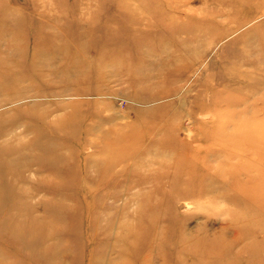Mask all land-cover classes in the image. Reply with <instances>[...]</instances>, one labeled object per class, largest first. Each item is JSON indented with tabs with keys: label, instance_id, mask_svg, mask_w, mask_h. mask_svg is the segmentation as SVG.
Returning <instances> with one entry per match:
<instances>
[{
	"label": "rangeland",
	"instance_id": "obj_1",
	"mask_svg": "<svg viewBox=\"0 0 264 264\" xmlns=\"http://www.w3.org/2000/svg\"><path fill=\"white\" fill-rule=\"evenodd\" d=\"M3 9L49 26L26 54L0 22V148L22 149L0 157V264L46 262L33 239L58 210L75 244L49 264H181L179 251L210 243L244 264L260 250L252 264H264V85L249 83L264 68V0H0ZM99 26L117 35L105 30L96 50ZM214 91L238 103L193 110ZM253 129L258 149L215 141ZM195 254L182 264H200Z\"/></svg>",
	"mask_w": 264,
	"mask_h": 264
},
{
	"label": "bare ground",
	"instance_id": "obj_2",
	"mask_svg": "<svg viewBox=\"0 0 264 264\" xmlns=\"http://www.w3.org/2000/svg\"><path fill=\"white\" fill-rule=\"evenodd\" d=\"M3 11H0V22L7 21L10 24V28L14 29L13 30L14 32H16L17 34H21L20 35L21 39H19V40L22 42V44L24 46L23 50L27 54L30 51V49H28V47H27V43L30 42L31 39H35V38L38 37V34H36L38 29L40 31L41 30L43 31L45 29V27L49 26V25L39 26V25H43V24L39 23L40 19H37V18L34 19L35 21L33 23H29L30 22L29 20L31 18V17L29 18L30 14H25L24 13L23 15H19L17 12H13V14H12V12H9V11L6 12V10H4V9H3ZM97 29H99L101 31V34H100L101 38L98 41H94V42H96L94 44V45H96L95 46L96 50L101 48L100 45H101V43H103L102 35L105 32V30L108 31V32H113L114 36L117 35L116 34V30H114L113 28H109V26L108 27L107 26H105V27H103V26L100 27L99 26ZM54 38H55V34L46 37V39H48V42L53 41ZM90 48L92 49L94 47L93 46L92 47H86V50L89 51ZM93 50L95 52V49H93ZM88 62H89L87 64L88 67L93 66V64L95 63V62L92 63L91 61H88ZM261 69H262L261 73L258 74V76H257L258 80H254L253 79V80L249 81V83H251V84L259 83V84L264 85V68L261 67ZM165 74H167V75H165V77L167 79L169 77L168 75L171 74V71H169V72H167ZM243 80L241 78H239L238 80H236V82H237V84L240 85V84L243 83ZM205 91H203V92H205ZM214 92L215 93H213L210 97L207 96V95L205 96V95L201 94L200 99L196 100V102L198 101V104H196V102H195L194 104L191 105L193 110H195V111L196 110H200L201 106L199 105V103H201V100H204V99H207L208 101H211L213 107L217 106V108H221L220 100L222 98V94L223 93L221 94L222 91H218V92L214 91ZM200 93H202V91H200ZM221 101L225 102V105L226 106L228 105L229 107L233 106V105H236L238 103V101H236V100H232L231 101L230 99H222ZM198 107H200V109H198ZM205 113L206 112L201 109L200 114L203 115ZM260 122H258V123H260ZM258 123H254V124H251V125H255V124H258ZM261 124L262 123H260L259 125H261ZM242 125H244V124H242ZM254 130L255 129H253L252 132L248 135L249 137H244V135H241L242 133H240V136H238L237 139L233 140L234 142L229 141L226 138H221V137L217 138L215 141H216V143H218V144H220V145H222L224 147H228V148H230V149H232L234 151H237V152H239L240 149L242 148L241 143H243V142H248L251 148H254V147L257 148L258 146H260V144H259V140L257 139V135L255 134V132L259 131V128H256L255 132H254ZM60 131L61 130L58 131L59 134L62 133ZM72 133H74V132H72ZM74 136H75V133H74L73 137ZM93 145H95V147H98L96 144H93ZM27 147H30V146L28 145ZM31 147H32V145H31ZM107 148H108V145H107ZM21 150L22 149H19L18 146H13V145L1 146V148H0V157L3 156L4 154L15 153V152H19ZM259 155H264V147L262 149L261 154H259ZM248 195H249L248 197H251V194L248 193ZM68 214H69V212H67V210H65V211L58 210L55 213V215H56V221H55L56 224L54 226H52L51 229H50V227H48V222H46L44 224L41 221L37 222L38 225L40 226L39 228H45L46 227L44 231H42L41 233H38V235L34 236V239H33L34 243H35V246L34 245H32V246H33V250H34L35 254L37 253V250H39V253H41V256L38 257V258L42 259V257L44 256V259H46V262H42L41 263L36 258L32 257V258L37 260L36 261L37 264H49L50 263L51 253L53 251H56L57 252V256H59L67 248H70V249L74 250L73 245L75 244V241H74L75 227H74V225H70L69 219H66L64 221H60L61 218L59 217V216H69ZM10 216H13V214H11ZM139 235L142 236L140 233H139ZM63 236L69 237V245L68 246H63V247L61 246L62 243L64 242V240H61ZM53 240L55 241V246L49 247L48 242L53 241ZM12 242H13V244H19L20 243L19 242V238H17L16 240H14V238H12L11 239V243ZM38 243L44 244V246L43 245L37 246ZM31 247L29 246V248H31ZM193 249H194V251L191 252L190 248L187 249L185 247L183 249V251H179V253L181 254V256H180V263L181 264L184 262L183 259L184 260H188V258L192 257L194 255V253H196L195 255H197L195 257L199 258L200 264H244V263H242L243 262L242 260H244V258H245L244 255H241V254L232 255L229 252V250H230L229 248L226 249L225 247L219 246L216 243L206 244V245L202 246L201 249H198V248H193ZM42 253H43V256H42ZM168 257L169 256H166L167 259H168ZM260 257H263L261 255L260 250H253V248H250L249 249V256L245 260H246V263L252 264V263H255L256 260H258V258H260ZM146 264H150V262L148 261Z\"/></svg>",
	"mask_w": 264,
	"mask_h": 264
}]
</instances>
